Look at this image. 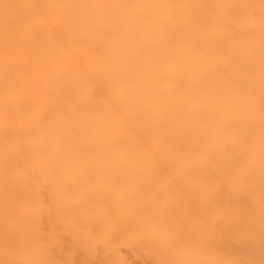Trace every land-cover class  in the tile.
Returning <instances> with one entry per match:
<instances>
[{"label": "bare ground", "instance_id": "obj_1", "mask_svg": "<svg viewBox=\"0 0 264 264\" xmlns=\"http://www.w3.org/2000/svg\"><path fill=\"white\" fill-rule=\"evenodd\" d=\"M260 15L261 0H0V264H264ZM205 195L252 225L198 252Z\"/></svg>", "mask_w": 264, "mask_h": 264}, {"label": "snow or ice", "instance_id": "obj_2", "mask_svg": "<svg viewBox=\"0 0 264 264\" xmlns=\"http://www.w3.org/2000/svg\"><path fill=\"white\" fill-rule=\"evenodd\" d=\"M2 7L5 9V21L6 23L10 19V9L13 7L9 4H3ZM53 7H66L64 5H54ZM253 20L255 18L253 17ZM259 24L262 32H264V0H261V15L259 17ZM9 31L11 28L9 27ZM11 53H6V62H10ZM261 76L262 84H264V55H262L261 61ZM247 165V162H245ZM225 178H228L226 175ZM260 178L261 185L264 188V115H262V125H261V158H260ZM249 181L253 179L251 175L248 176ZM205 193L211 191V186H207L203 189ZM203 206L208 211V219L216 221L215 229L211 232L207 239H199L194 236V239L198 240L197 251L198 252H208L215 249L216 243L222 239L227 233H237L242 232L246 227H251V220H247L246 223L236 224L233 221L228 219V214L221 209H218L215 205L214 200L209 195H205L204 200L202 201ZM46 210L49 215H57L63 211L62 207L58 203H51L46 205ZM8 211L10 214L14 215L18 209L14 206H9ZM223 217V219H219ZM261 242L264 243V199H262V215H261ZM26 264H52V262L47 260H33L28 261ZM62 264H68V262H62ZM169 264H248V262L237 260V261H215L210 259H203L198 261H184L176 262L170 261Z\"/></svg>", "mask_w": 264, "mask_h": 264}]
</instances>
